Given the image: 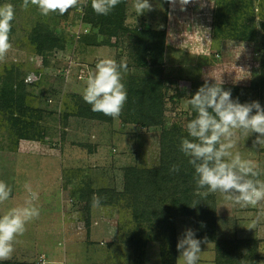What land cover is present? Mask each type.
<instances>
[{
    "label": "rangeland",
    "instance_id": "rangeland-1",
    "mask_svg": "<svg viewBox=\"0 0 264 264\" xmlns=\"http://www.w3.org/2000/svg\"><path fill=\"white\" fill-rule=\"evenodd\" d=\"M6 3L13 5L14 19L11 48L0 60V181L11 194L0 203V215L23 205L25 184L38 193L40 214L0 264H178V237L189 228L202 241L197 264H264V201L241 207L220 192L197 194L194 169L180 151L181 138H190L186 124L195 117L187 103L194 85L216 82L234 100L264 107V0H190L184 10L179 0L175 7L149 0L152 10L142 15L134 0H125L123 29L95 14L85 26L72 9L42 16L34 5L23 9V0H0V6ZM39 28L60 49L38 54L32 38ZM144 28L165 34L161 66L137 64L135 32ZM239 34L254 41L236 40ZM102 58L127 64V99L117 118L95 117L83 100L87 76ZM28 74L39 78L27 85L24 106L40 113L41 141L19 138L28 116L18 117L2 99L6 83ZM144 79L167 81L164 116L157 121L139 114V101L130 105ZM257 135L238 130L233 151L255 161L264 180V146H253ZM165 149L186 166L170 171ZM134 169L159 170L165 181L133 194L127 174ZM94 195L99 207H93ZM253 220L256 227L248 229Z\"/></svg>",
    "mask_w": 264,
    "mask_h": 264
},
{
    "label": "clouds",
    "instance_id": "clouds-1",
    "mask_svg": "<svg viewBox=\"0 0 264 264\" xmlns=\"http://www.w3.org/2000/svg\"><path fill=\"white\" fill-rule=\"evenodd\" d=\"M121 0H91V7L97 15L107 16ZM173 7L177 0H168ZM190 0H179L181 10ZM30 5L37 7L42 16L58 12L66 14L70 9L79 7V0H23L21 7L27 10ZM134 9L142 15L152 10L149 0H134ZM14 19L11 4L0 6V60H3L11 48L9 33ZM98 31V29H97ZM127 71V64H119L111 58H102L90 71L83 89V100L91 105L93 112L103 113L112 118L119 117L127 99V92L122 83V72ZM195 112V117L186 124L188 137L181 138L180 151L188 158L194 169L197 194L207 195L220 192L224 198L241 207H255L264 201V180L258 179V165L251 159L242 158L236 147V133L241 130L245 135L256 133L253 146H264V107L258 101L240 103L233 99L230 90H224L222 84H210L205 80L195 94L187 100ZM172 172H178L179 166L172 165ZM27 196L23 205L9 209L0 215V261L8 260L14 252L16 238L26 230V224L39 217V207L34 203L38 193L29 184H25ZM200 192V190H204ZM11 188L0 181V203L7 201ZM101 198L93 196V207L100 206ZM253 220L248 229L256 227ZM206 242V241H203ZM200 239L192 229L178 237L176 245L179 252L178 264H197L201 253Z\"/></svg>",
    "mask_w": 264,
    "mask_h": 264
},
{
    "label": "trees",
    "instance_id": "trees-1",
    "mask_svg": "<svg viewBox=\"0 0 264 264\" xmlns=\"http://www.w3.org/2000/svg\"><path fill=\"white\" fill-rule=\"evenodd\" d=\"M88 16L89 14L97 15L92 7L91 2L89 7L87 8ZM125 15V0H121V2L107 15H99V19L103 21V19L108 20L107 23L111 27L113 26L115 29H123V19ZM98 16V15H97ZM11 21V25H12ZM35 35L32 38V42L36 47L38 54H43L47 51H53L54 49L59 48V41L48 34L46 31H43L41 28L36 29ZM136 38L138 39V46L140 49V58L137 61V64L141 68H148L150 66H161L164 63L165 57V34L162 32L151 31L147 28H144L140 31H136ZM241 34V33H240ZM236 36V40L240 41H254V38L251 36L241 35ZM254 36V35H253ZM30 74L22 81V82H13L10 81L5 84V87L2 91V99H4L7 103V106H13L17 110L18 117H27L28 122H23V127L18 132L19 138L22 140H30V141H41L44 139V135L40 132V126L37 121L40 119V113L36 111L32 106H24V99L27 95V85L31 86L28 82ZM143 83L142 88L132 91V95L135 96V100L130 101V105L135 107V103L139 101L138 112L144 118L148 117L151 120H158L163 118V107H164V89L167 86L166 80H152V79H144L141 80ZM199 89V85H194L193 92L195 93ZM146 112V113H145ZM95 115L97 118H102L103 113L100 112H90ZM19 122V120H17ZM146 123H144L145 125ZM167 150L165 149L164 152ZM163 160L166 162L170 161V166L178 165L179 159L173 157L172 154H163ZM166 164L163 167V170H167ZM186 166L185 161L182 160L181 166H179V170ZM165 176H162L159 170L149 171V172H141L138 170H129L127 174V190L134 194V192H138L146 190L148 186L158 187L162 182L165 181ZM185 176H182V179ZM187 183V180H185ZM230 264H234L230 262Z\"/></svg>",
    "mask_w": 264,
    "mask_h": 264
},
{
    "label": "built area",
    "instance_id": "built-area-1",
    "mask_svg": "<svg viewBox=\"0 0 264 264\" xmlns=\"http://www.w3.org/2000/svg\"><path fill=\"white\" fill-rule=\"evenodd\" d=\"M90 2H91V0H79V7H82V8H83V11H82V12L77 11L76 8H72V12H73V14H74L75 16L77 15L78 20L80 19V23H81L82 25L85 24V22H86V20H87V18H88L87 8L89 7ZM85 26H86V24H85ZM81 27H82V26H81ZM84 31H86V33L89 32L88 29H84ZM81 35H82V34L78 33V35H77L76 38L79 40ZM80 78H83V76L81 75ZM38 79H39V78H38V75H36V74H32L31 76H29V78H28V82H29L30 84H33V83H36ZM43 264H47V262H46L45 260H43Z\"/></svg>",
    "mask_w": 264,
    "mask_h": 264
}]
</instances>
